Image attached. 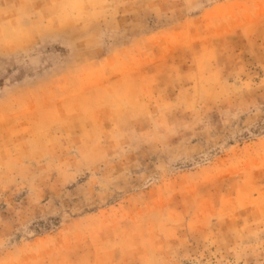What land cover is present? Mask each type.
<instances>
[{
	"label": "rangeland",
	"instance_id": "obj_1",
	"mask_svg": "<svg viewBox=\"0 0 264 264\" xmlns=\"http://www.w3.org/2000/svg\"><path fill=\"white\" fill-rule=\"evenodd\" d=\"M0 264H264V0H0Z\"/></svg>",
	"mask_w": 264,
	"mask_h": 264
}]
</instances>
